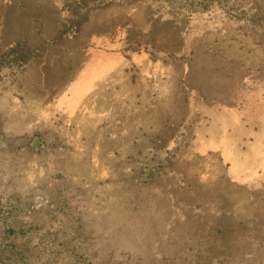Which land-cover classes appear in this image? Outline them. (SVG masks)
<instances>
[{"label":"rangeland","instance_id":"374dc122","mask_svg":"<svg viewBox=\"0 0 264 264\" xmlns=\"http://www.w3.org/2000/svg\"><path fill=\"white\" fill-rule=\"evenodd\" d=\"M91 2L79 8L77 0H0V47L22 40L36 48L30 65V75L36 74L35 151L50 152L44 125L51 119L54 131L61 129L57 98L82 67L84 48L94 44L142 46L153 59L158 51L164 55V141L158 137L145 161H131L132 182L117 181L116 195L100 190L96 198L98 189L87 195L82 183L52 182L45 174L66 172L59 148L51 169L42 154L33 163L37 172L30 173L27 165L12 163L7 172L0 155V264H189L173 261L194 239H178V230L166 223L175 215L171 208L214 205L217 197L224 208L247 211L230 232L237 227L252 235L250 227L264 222V0ZM102 35L112 43L98 41ZM8 55L0 50V68ZM253 80L259 83L255 92ZM187 107L197 111L188 121L196 136L190 145L199 151L191 159L205 163L174 170L168 131ZM24 124L0 122L7 129L0 137L21 133ZM112 159L120 162L117 173L124 172V159ZM17 160L27 164L23 156ZM15 175L28 179L14 181Z\"/></svg>","mask_w":264,"mask_h":264},{"label":"crops","instance_id":"0c3cea01","mask_svg":"<svg viewBox=\"0 0 264 264\" xmlns=\"http://www.w3.org/2000/svg\"><path fill=\"white\" fill-rule=\"evenodd\" d=\"M234 26L241 28L239 24ZM24 27L29 29L26 23ZM227 28L235 31L232 25ZM98 41L112 43L110 37L104 35L99 36ZM0 50L9 54L0 68V122L12 123L16 119L25 122L21 133L10 132L7 136L0 137V155L5 160L7 172L8 163L20 168L27 165V173L30 170L37 172L33 163L36 156L42 157V154L45 165L51 169L52 157L59 148V156L64 161L66 172L55 177L45 171L52 182L60 179L76 180L77 183H82L87 195L98 189L99 191L92 193L95 198L100 196V190H106L109 192L107 196H113L116 195L115 182H132L131 161L134 162V158L145 161L148 159L149 149L153 148L152 144L158 137L164 141L166 95L160 87L165 81V66L164 55L159 54V51L156 59H153L142 46L135 51L131 46L118 44L113 49H103L95 44L84 48L82 67L65 92L62 91L57 98L56 115L61 119V129L54 131L51 119L48 120L44 129L49 140L45 141L51 146L50 152L44 149V152L39 153L35 151L38 134L35 70L30 75L31 58H35L36 48L17 40L0 47ZM257 85L259 83L253 80V92ZM196 112L187 107L184 115L173 120L172 129L168 131L172 135L166 147L173 149L171 159L176 163L174 170L181 166L189 170L192 166H198L196 161L203 162L191 159L199 152L192 150L191 142L196 136L195 131L192 132L188 127V121ZM71 125L78 126L74 128ZM2 131L7 133L5 126L3 130L0 128V134ZM56 132L59 134L56 135ZM56 137L60 139V144ZM115 138L119 140L117 145ZM80 142L85 145H80ZM19 156L27 158V164L21 160H17L16 164L14 161ZM112 157L124 159L127 164L123 168L124 172L117 173V164L120 165V162L115 163ZM73 159H76L77 167L68 168V163ZM128 168L130 172L127 171ZM1 170L2 168L0 175ZM17 177L20 180L28 179L27 175H15L12 178L15 181ZM1 191L3 190L0 189ZM222 199L223 197H217L214 205L206 204L201 207L202 202L197 208L173 205L171 209L175 215L166 223L178 230V239H194V243H188V247L185 245L186 253L181 246L179 252L183 253L180 257L174 256L173 261H188L189 264H264V222L250 227L252 235L240 234L237 227L235 234L230 232L235 229V224L245 220L247 211L243 207L236 210L224 208L218 203ZM255 229L258 230L257 235H254V231H257ZM187 257L188 260H184Z\"/></svg>","mask_w":264,"mask_h":264},{"label":"trees","instance_id":"16d2710c","mask_svg":"<svg viewBox=\"0 0 264 264\" xmlns=\"http://www.w3.org/2000/svg\"><path fill=\"white\" fill-rule=\"evenodd\" d=\"M111 1H113V0H92L90 5L91 6L96 5L95 7H100L101 5L106 4V3H110ZM86 4H87V0H77V6L79 8H85ZM235 15H237V14H235Z\"/></svg>","mask_w":264,"mask_h":264}]
</instances>
